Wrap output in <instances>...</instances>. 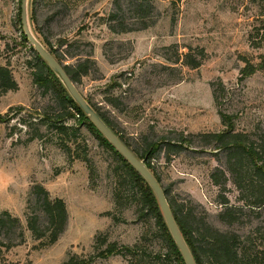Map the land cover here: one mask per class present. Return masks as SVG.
<instances>
[{
  "label": "rangeland",
  "instance_id": "1",
  "mask_svg": "<svg viewBox=\"0 0 264 264\" xmlns=\"http://www.w3.org/2000/svg\"><path fill=\"white\" fill-rule=\"evenodd\" d=\"M20 1L0 0V64L10 65L19 85L0 93V211L21 219L25 242L3 249L0 264H63L72 254L96 255L105 234L121 245L139 243L148 264H170L153 259L167 252V242L114 152L75 111L65 119L66 133L57 127L60 121H51L63 113L53 90L33 82L36 60L22 32ZM148 1L155 8L147 21H155L143 29L116 33L109 27L113 11L128 26L140 25L130 0H35V24L65 64L92 59L90 73L77 87L140 153L147 142L172 130L189 135L226 129L213 92L219 82L224 84L222 108L235 115L236 129L264 132V69L240 80L245 60L257 63L264 54L249 39L254 26L264 25V1ZM175 43L181 52L204 48L202 65L167 61L174 51L166 47ZM152 164L169 196L187 209L201 203L210 223L239 235L235 264H264V208L244 217L245 223L221 221L219 187L210 178L218 164L212 153L185 149L168 161L162 151ZM36 183L62 198L69 213L65 232L47 246L27 227V216L38 212L31 196ZM228 186L236 203L238 191L231 182ZM145 258H137V264H146ZM203 263L219 264L207 254ZM92 264L129 263L112 255L96 257Z\"/></svg>",
  "mask_w": 264,
  "mask_h": 264
},
{
  "label": "trees",
  "instance_id": "2",
  "mask_svg": "<svg viewBox=\"0 0 264 264\" xmlns=\"http://www.w3.org/2000/svg\"><path fill=\"white\" fill-rule=\"evenodd\" d=\"M117 2L119 3V0H117ZM34 3L35 0H31V20L35 32L40 37V31L35 24ZM130 4L134 5L137 20L140 21V25L128 26L129 24H126L125 17L113 11L109 15V20L111 21L109 27L113 32L119 33L147 28L155 21H147L148 17H153L151 13L155 7L152 2L148 0H130ZM119 7L120 5L118 4V8ZM22 32L25 41L28 42L23 27ZM249 39L253 48H264V25L254 26L249 35ZM42 41L63 64L65 70L75 83H78L84 75L90 73L91 58L87 57L76 64H65L57 51L50 46L49 42L45 38L42 39ZM166 48L167 50L174 51V54H172L173 56L170 55L166 57L167 61L174 64L181 63L191 68L201 66L207 56L205 49L202 47H190L187 52H181L179 45L175 43ZM33 51L36 60L35 63H32L34 69L33 82L47 91L50 89L53 90L58 106L63 113L61 118L58 117L56 120L53 118L51 121H60L61 124L56 125L62 133H66L68 126L65 125V119H67V117H75L73 113V111H75L80 117L79 121L87 124L95 132L100 143L114 152L117 159L124 167L127 177L139 188L145 208L154 214L157 219V224L167 242V252L158 253L153 259L163 260L162 258H164L169 261L170 264H186L173 240L157 199L148 183L112 146L90 119L86 117L51 68L34 49ZM260 57L261 60L257 63L249 59L245 60L246 64L240 71V80H245L258 70L264 69V54ZM161 66L163 68H175V66H166L164 64ZM221 87L223 89L224 84L222 82L217 83L213 92L218 106V112L226 129L196 134L191 133L189 135H185L181 131L172 130L170 135L164 134L157 140L147 142L142 153H140V149L132 147V145L115 129L112 121L101 111L100 107L89 99L88 100L106 122L117 132L122 140H124L140 158L145 160L147 166L153 170L160 181L161 179L159 175H157L152 164V159L162 151H165L168 161L171 160L173 156L182 153L185 149L212 153L218 161L217 166L210 172L212 183L219 187L217 202L222 206V209L218 216L224 223L233 225L236 223H245L244 217L250 216L252 213L264 208V132H246L236 129L234 123L235 115L226 112L222 108L220 99ZM18 88V82L14 78L10 65L8 63L5 65L0 64V93L4 94L10 90H17ZM106 100L112 104L114 103L112 98H106ZM113 105L117 104L114 103ZM41 119H45V116ZM229 182H231L238 191L236 203H232L229 197V194L232 192V189L228 186ZM164 189L176 220L196 257L197 263L204 264L203 256L207 254L213 257L219 264H235L240 255L238 247L239 235L237 233L222 231L210 223L208 220V211L201 203H194V208H198V212L195 213L194 208H185L184 204L179 203L173 197L169 196L167 188ZM31 196L36 203L38 212H34L27 216V227L32 231L36 239L42 240V245H51L58 241L68 225L69 213L66 202L60 197L53 198L50 191L41 183L34 184L31 190ZM24 242L25 234L21 219L13 215L9 210L0 211V257L3 256V249L7 251L11 247ZM100 244L101 248L96 255L84 256L72 254L63 264H92L96 257L108 258L112 255H122L129 264H137V258L144 259L146 257L144 254L145 251L142 250L139 243L134 245H121L117 241H110L105 234L100 236ZM145 262L148 264L146 258ZM2 263L15 264L13 262H7L6 260Z\"/></svg>",
  "mask_w": 264,
  "mask_h": 264
},
{
  "label": "water",
  "instance_id": "3",
  "mask_svg": "<svg viewBox=\"0 0 264 264\" xmlns=\"http://www.w3.org/2000/svg\"><path fill=\"white\" fill-rule=\"evenodd\" d=\"M30 3L31 0H21L22 27L28 42L31 44V47L41 56V58L55 73L71 98L81 108L86 117L90 119L103 136L112 144V146L145 179L157 199L167 227L179 251L181 252L185 263L198 264L196 257L186 240L178 221L176 220L162 182L158 179L153 170L147 166L145 160L140 158L100 115L86 96L79 90L76 83L65 70L63 64L56 58V56L49 50V48L35 32L31 20Z\"/></svg>",
  "mask_w": 264,
  "mask_h": 264
}]
</instances>
